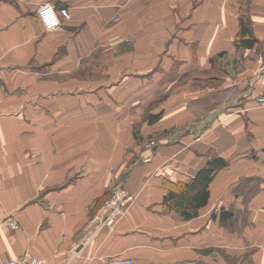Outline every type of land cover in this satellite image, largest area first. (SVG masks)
<instances>
[{
	"label": "crops",
	"instance_id": "1",
	"mask_svg": "<svg viewBox=\"0 0 264 264\" xmlns=\"http://www.w3.org/2000/svg\"><path fill=\"white\" fill-rule=\"evenodd\" d=\"M260 55L264 0H0V264H264ZM214 155L229 164L198 216L167 210L165 182ZM117 184L130 197L114 226L88 231Z\"/></svg>",
	"mask_w": 264,
	"mask_h": 264
},
{
	"label": "trees",
	"instance_id": "2",
	"mask_svg": "<svg viewBox=\"0 0 264 264\" xmlns=\"http://www.w3.org/2000/svg\"><path fill=\"white\" fill-rule=\"evenodd\" d=\"M240 31L235 39L238 48H250L257 42L252 31L249 18L240 17ZM161 117L158 114H149L147 119L154 123ZM229 164V160L221 155L210 156L207 163L202 166L189 181L173 182L167 180V193L164 196L163 204L167 210H175L184 219L198 216L199 210L208 203L210 197V183L217 172ZM216 216V213L213 215ZM233 216L231 210L222 209L220 221L225 222Z\"/></svg>",
	"mask_w": 264,
	"mask_h": 264
},
{
	"label": "built area",
	"instance_id": "3",
	"mask_svg": "<svg viewBox=\"0 0 264 264\" xmlns=\"http://www.w3.org/2000/svg\"><path fill=\"white\" fill-rule=\"evenodd\" d=\"M45 4H51L54 7L56 17L59 20V24L56 25L53 30L60 28L62 26V20H61L59 11L54 3H49V2L43 3L38 9V16H39L40 8ZM39 19L42 22L44 28L46 29L45 24L40 16H39ZM258 63L260 66V70L264 71V55H260L258 57ZM258 99L261 103H264V83H263V91L258 96ZM155 144L156 143L153 142L151 144H148V146L147 145L146 146L152 151ZM143 158L144 160H149L150 155L144 156ZM129 197H130V192L124 187V185L122 184L115 185L112 189V193L107 198L103 207L100 210L101 213L99 216H101L102 213L103 215L101 217L97 216L98 219H95L93 221V223L95 224V226H93V229L99 230L102 227H113L116 222L117 217L122 212L124 205L128 201ZM8 223L13 228L19 227V223L13 219L8 220ZM3 264H53V263H50L46 260L40 259L33 255L24 254L21 256H17V257H11ZM108 264H135V261L134 259L130 257H119L118 259L117 258H114L113 260L110 259V261H108Z\"/></svg>",
	"mask_w": 264,
	"mask_h": 264
},
{
	"label": "clouds",
	"instance_id": "4",
	"mask_svg": "<svg viewBox=\"0 0 264 264\" xmlns=\"http://www.w3.org/2000/svg\"><path fill=\"white\" fill-rule=\"evenodd\" d=\"M39 16L43 20L47 30H53L59 24L54 7L51 4L43 5L39 10Z\"/></svg>",
	"mask_w": 264,
	"mask_h": 264
},
{
	"label": "rangeland",
	"instance_id": "5",
	"mask_svg": "<svg viewBox=\"0 0 264 264\" xmlns=\"http://www.w3.org/2000/svg\"><path fill=\"white\" fill-rule=\"evenodd\" d=\"M145 120H146V122H148V123H152V122H150L149 119H147L146 117H145ZM136 130H138V129L136 128ZM156 139H157V138H156L155 136H153V135H152V136H149V137H147V138L145 139L146 141L144 142V145H145V148L147 149V151H150V150H151V149H149V148L147 147L148 144H151V143L155 142ZM155 143H156V142H155ZM146 145H147V146H146ZM112 189H113V188H112ZM112 189H111V193H112ZM111 193H110V194H111ZM109 196H110V195H109ZM109 196H108V197H109ZM108 197H107V198H108ZM106 200H107V199H106ZM106 200H105V201H106ZM105 201H104V203H105ZM104 203H103V205H104ZM102 207H103V206H102ZM176 212H177V211H176ZM100 213H101V212H99V215H100ZM178 213H179V212H178ZM99 215H98V217H101V216L103 215V213L101 214V216H99ZM179 215H180V213H179ZM180 216H181V215H180ZM98 217H95L93 220L90 221V224H91V225H90V227L88 226V231H89L90 229H92L93 226H95V224L93 223V221H94L95 219H98ZM181 217H182V216H181ZM182 218H183V217H182ZM183 219H184V218H183ZM119 257H123V256L110 257V259H111V260H113L114 258H117V259H118ZM110 259H109V261H110Z\"/></svg>",
	"mask_w": 264,
	"mask_h": 264
}]
</instances>
